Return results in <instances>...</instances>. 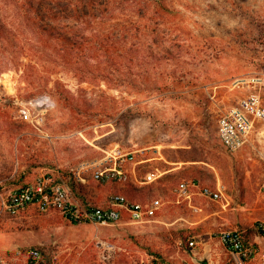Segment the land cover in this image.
<instances>
[{
    "label": "rangeland",
    "instance_id": "1",
    "mask_svg": "<svg viewBox=\"0 0 264 264\" xmlns=\"http://www.w3.org/2000/svg\"><path fill=\"white\" fill-rule=\"evenodd\" d=\"M85 31L92 42L67 63L59 41L0 0V252L42 245L47 264H196L195 238L201 252L211 241L212 264H241L211 236L264 222V163L248 145L229 153L217 121L245 94L233 82L264 71V0H129ZM115 150L128 179L96 180V169L115 166ZM57 167L81 172L94 206L114 193L165 204L156 221L99 226L3 207L10 190ZM190 179L220 183L226 195L197 199L198 211L176 203L173 187ZM100 240L121 250L109 256Z\"/></svg>",
    "mask_w": 264,
    "mask_h": 264
},
{
    "label": "built area",
    "instance_id": "2",
    "mask_svg": "<svg viewBox=\"0 0 264 264\" xmlns=\"http://www.w3.org/2000/svg\"><path fill=\"white\" fill-rule=\"evenodd\" d=\"M233 87L244 89L245 94L235 105L219 115L217 133L220 141L229 153H235L248 145L264 162V71L236 79ZM24 114L25 118L30 120L29 114L27 112ZM36 121L41 124L43 117ZM113 158L114 167L95 170L96 180L106 183L112 179L117 181L128 179L127 171L122 165L125 158L119 150H115ZM120 158L121 163L118 165L117 160ZM73 174L78 180L86 181L81 172ZM71 176L72 174L66 175L60 167L46 170L34 182L14 188L3 196V207L16 212L36 206L44 214L59 213L74 224L99 226L120 222L124 217L130 223L156 221L165 204L162 198L139 202L123 193H114L106 206H88L73 193L68 183ZM262 177L264 188V172ZM155 179L154 175L147 176L148 181ZM172 193L176 203H186L197 211L201 210L195 203L197 197L211 202H220L224 198V188L221 184L211 186L196 179L179 181L173 187ZM257 231L256 238L264 241V222L259 224ZM211 239L216 240L218 246H223L241 264L252 261L258 251L256 239L247 240L245 231L239 228L222 229L215 236H211ZM99 244L109 256L121 250L117 245L102 240ZM187 244L191 250H195L199 242L195 238H190ZM0 264H44V253L38 246L13 248L7 252H0Z\"/></svg>",
    "mask_w": 264,
    "mask_h": 264
},
{
    "label": "trees",
    "instance_id": "3",
    "mask_svg": "<svg viewBox=\"0 0 264 264\" xmlns=\"http://www.w3.org/2000/svg\"><path fill=\"white\" fill-rule=\"evenodd\" d=\"M18 6L28 25L35 32L47 35L60 42L59 51L67 63L74 48H81L92 42L91 33L85 31L91 20L101 19L112 6L121 5L129 0H13ZM71 19L72 22H67ZM98 34V32H95ZM98 44V43H97ZM87 58L95 57L86 55ZM70 174V173H65ZM68 183L73 193L84 204L94 206L87 195L86 184L71 176ZM98 207V206H96ZM258 234L255 229L245 232L247 240H253ZM44 253V264L49 263L48 247L38 245Z\"/></svg>",
    "mask_w": 264,
    "mask_h": 264
},
{
    "label": "crops",
    "instance_id": "4",
    "mask_svg": "<svg viewBox=\"0 0 264 264\" xmlns=\"http://www.w3.org/2000/svg\"><path fill=\"white\" fill-rule=\"evenodd\" d=\"M254 140H255V136H254ZM242 149V148H241ZM252 149V148H251ZM239 151V150H238ZM237 151V152H238ZM236 153V152H235ZM232 154H234V153H232ZM264 163V162H263ZM263 172H264V170H263ZM262 176H263V174H262ZM218 184H220V183H218ZM222 185V184H221ZM216 186V185H215ZM223 186V185H222ZM223 188H224V196L226 195V192H225V187L223 186ZM197 199H203V200H206V199H204V198H200V197H197L196 198V200ZM196 200H195V203H196ZM208 201V200H207ZM211 202V201H210ZM186 204V203H185ZM187 205V204H186ZM199 206V205H198ZM200 207V206H199ZM202 209V208H201ZM257 236V235H256ZM256 236L254 237V239H256V242H257V253H256V256L254 257V259L252 260V261H255V262H257V263H260V264H264V241H263V239H261V238H256ZM253 239V240H254ZM211 241H209V242H207L206 243V247L204 248V252H201L202 251V248L198 251L197 249H195V250H191L190 252H191V258H192V260H194L195 262H196V264H202V263H199V259H203L204 257L205 258H207L208 260H209V264H212V263H214V261H216V260H212L211 258H213V257H215L216 258V256H217V253L215 252V250H213L212 248H211Z\"/></svg>",
    "mask_w": 264,
    "mask_h": 264
}]
</instances>
